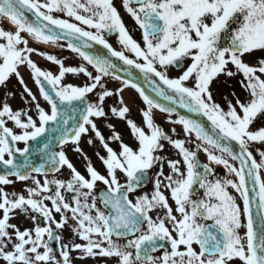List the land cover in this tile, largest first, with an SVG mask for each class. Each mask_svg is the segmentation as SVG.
I'll return each mask as SVG.
<instances>
[{
  "label": "snow or ice",
  "instance_id": "obj_1",
  "mask_svg": "<svg viewBox=\"0 0 264 264\" xmlns=\"http://www.w3.org/2000/svg\"><path fill=\"white\" fill-rule=\"evenodd\" d=\"M122 7L141 31L142 44L130 35L113 0H0V20L14 27L0 26V86L7 87L14 76L23 88L21 99L34 106L37 118L28 114L31 108L14 111L7 102L0 105V186L31 181L26 195L0 187V262L73 264L74 259L100 256L115 264H264V151L256 147L264 146V0H122ZM25 34L45 45L66 42L95 74L85 66L65 67L54 55L29 47ZM109 35L117 36L120 50L108 43ZM94 45L106 54H90ZM33 52L58 65V74L41 70L30 59ZM249 57L255 58L251 64ZM120 65L129 70L128 78L121 79ZM21 67L50 113L25 83ZM169 69L180 74L170 78ZM69 73H82L84 86L63 84ZM106 77L123 87L109 91ZM232 80L247 95L242 100L230 90L222 94V107L212 89L217 84L232 89ZM126 88L146 105L142 126L127 118L126 105L109 111L126 121L135 147L111 124L106 139L93 120L108 118L103 107L107 97L120 96L124 105ZM94 92L97 99L90 102ZM176 109L206 118L208 128L177 115ZM154 110L166 113L167 123L181 125L186 137L194 136L195 150L156 125ZM89 130L105 153H96L104 175L90 161L87 177L81 175L63 151L71 143L84 155L79 143ZM52 132L57 136L47 135ZM171 133L176 135L175 128ZM165 142L179 159L159 155ZM199 151L207 163L199 161ZM32 154L41 158L38 166L31 162ZM210 165L222 166L226 175H217ZM65 167L66 181L55 175ZM98 183L104 186L99 192ZM149 183V192L134 195ZM17 214L33 227L21 231L11 223ZM65 230L71 233L68 241Z\"/></svg>",
  "mask_w": 264,
  "mask_h": 264
},
{
  "label": "rangeland",
  "instance_id": "obj_2",
  "mask_svg": "<svg viewBox=\"0 0 264 264\" xmlns=\"http://www.w3.org/2000/svg\"><path fill=\"white\" fill-rule=\"evenodd\" d=\"M127 16H128V18H131V17H129L128 14H127ZM133 21L134 20L132 19V22ZM0 25L6 26V28H7V25L5 24V22L3 20H0ZM132 29H133L132 30L133 34L138 38L139 41L141 40V44H142V36L139 35V33H138V26L134 25V28H132ZM30 40H31V38H30ZM29 44L31 45V48L36 49L38 52L49 54V55H54L58 60L63 62L65 67H77L78 68L81 66H85L79 61V59L73 53H71V52L67 53L65 51H61V50H59L60 48H58L57 46H54V48H45V47L39 46L38 43H36L32 40H31V42H29ZM113 47L115 50L120 49V48H116L114 45H113ZM31 56H32V59L34 60L33 62L36 63L38 67L40 66L41 70H49L53 74H58V71H59L58 65L51 64V62L47 61L42 56L37 55L36 52H33ZM254 59L255 58H252V57L246 58V62L248 61L251 64L254 62ZM20 73H21V76L26 79V82L31 84L32 89H33V91H32L33 95L36 96L41 107H43L44 109H47L46 104L44 102H42L41 100H39L38 96L36 95V92L33 88L34 82L30 78V73L28 72V70L24 67H21ZM178 74H180V73H178L175 69H169L168 75L170 78H175L178 76ZM75 75L76 76L73 78V74H70V76H69L70 80H68L67 74H66L64 79H67L69 84H71L73 86H84L85 82L87 81V78L84 77L82 73L81 74H75ZM72 78H73V80H72ZM231 82L236 83V80H232ZM62 83H63V81H62ZM105 85H106V88L109 91H111L113 84L109 85V84L105 83ZM120 86H122V85H119V87ZM212 91H213V96H214L215 102L220 104L222 107H224L225 101L222 99V94L227 95L226 90H223L222 87L217 84L213 87ZM122 94L127 100L126 106L130 109V112H132V116H134V117L128 116L127 118L131 119L137 125L142 126V121H143L142 110H146V105H143L140 102V100L138 98V93H136L135 91H133L131 89L124 90ZM236 94L238 96H240V98L242 100L247 95L246 93L243 92L242 89L237 91ZM91 98H96V94L90 96L88 99H91ZM23 104H24V102L21 99V93L18 92L17 93V99H16L17 108H20ZM30 106H32L33 114L36 115L35 110H34V106L33 105H30ZM114 107H116V106H114ZM105 111L110 113L109 109H105ZM168 119L169 118L166 116H157L153 112L154 123L156 125H158L159 127H161L165 133L170 134L171 129L175 128V130H176L175 137L177 140H187L188 142L193 141V138L191 140L185 139V137L183 136V131H182L181 127L179 125H173V124L167 123ZM93 120L96 123L98 130H100V132H103L105 135H107L109 137L111 130L107 127V125H109V124L114 125L113 121L108 120V119H101V118H99V119L93 118ZM116 120L118 122H120V119H116ZM137 120H138V123H137ZM122 126H124V124L118 123V127L115 130L122 135L123 140H129L130 141V138L128 137L130 134L129 129L126 128V133L124 135ZM126 126H127V124H126ZM91 136L92 135H89V136L83 138V140H81L79 143V147L82 149V152L84 153V155H81V153L73 150L76 147V145L63 147V151L65 152V155L70 158L68 160L70 162L72 161L75 163L76 169L81 174L85 173L84 168L88 165L90 157L92 156V154L94 155V157H96L97 162H99V159H98L96 153L99 152L100 155L103 154L102 149H101L98 141H96L95 137H92V141H93L92 144L88 143ZM93 136H94V134H93ZM165 145L168 147V150H167V152H165V151L162 152L161 155L168 158V159H171V154H172V151H174V148H172L168 143L164 144V146ZM185 145L188 147V149H191L192 151L195 150V148L191 142H189L188 144H185ZM21 146H22V144H19V147H21ZM113 146H116V143H113ZM256 147L259 148L261 151H264V146L257 145ZM58 151H60V148L58 149ZM253 155H254V157H256L257 160L259 159V157L257 156L255 151L253 152ZM85 156H87V159H85ZM176 156H178V155H176ZM177 159H179V156L177 157ZM164 171L166 174L169 171V169L167 168V165H165ZM215 171H216V173H218L220 170H219V168H217V170H215ZM65 172H66V170L63 168V170H61L60 173H57L56 176L59 179L64 180V178L66 177L64 175ZM220 174H221V172H220ZM225 175L226 174L224 173V176ZM36 178L39 179L41 182H43V180H44V178L42 179L38 176H36ZM229 178H231V177H229ZM13 179H15V178H13ZM262 179H264V175H263ZM29 186H31V181H27V182L16 181L15 183H13L11 185H7L6 187H4V191H6L8 193H16L18 195H20V194L26 195L25 190ZM151 188H152V185L148 189L142 191L140 194L149 192L151 190ZM57 220H59V216L57 217ZM11 223L15 224L21 231L27 229L28 226L33 225L32 222L29 219H27L23 214H17L15 216V218L11 220ZM244 231H245L244 229H241L240 234L243 235ZM63 237H64L65 241H68L71 238L70 230H65L63 232ZM76 242L78 243L79 240L77 239ZM77 255H78V253L73 255V257H75ZM98 262H100L99 259L95 260L93 262L87 261V259L81 260V261H79L78 259L73 260V264H98ZM0 264H2V262H0Z\"/></svg>",
  "mask_w": 264,
  "mask_h": 264
},
{
  "label": "flooded vegetation",
  "instance_id": "obj_3",
  "mask_svg": "<svg viewBox=\"0 0 264 264\" xmlns=\"http://www.w3.org/2000/svg\"><path fill=\"white\" fill-rule=\"evenodd\" d=\"M113 3H114V6L116 7L117 11L119 12V15H120V17L122 19V22L124 23L125 27L129 31L130 35L134 39L135 35L133 34V31H132L133 29L132 28H134V25H135L134 22L135 21L132 22V19L131 18H128L126 11L122 7V0H113ZM61 16H62V14L60 15V17ZM63 18L64 19H68L67 17H63ZM70 22H74V21H70ZM0 26H2V25H0ZM2 28L3 29H6V30H10L8 27L6 28V26H2ZM107 41H108V43L111 46L114 45L116 48H120V46L117 43V36H115V37L107 36ZM28 46L30 47V44ZM30 59H31V56H30ZM63 84H66V80L65 79H63ZM20 86L21 85L19 84L18 80L14 76L12 78H10L9 82L7 83V87L0 86V105H2L4 102H7L14 111L15 110H20V109H25V108H22V106L20 108H17V105H16L17 93L20 92V91L23 92V90H22L23 88H22V86L20 88ZM27 86H28V84H27ZM6 93H11L12 95L10 97H7L6 96ZM24 96H25V99H29L26 94H24ZM231 98L232 97L229 96V99H231ZM23 102H24V100H23ZM25 106L27 108H30L31 107L29 104H25L24 103L23 104V107H25ZM114 118H116V117H114ZM8 126L9 127H13V125L11 124V122H9ZM125 143L126 144H129V142H125ZM98 170L101 171L100 168H98ZM121 182H123V181H121ZM101 188H103L102 185L97 186L96 187V191L99 192V190ZM139 194H140V192H138V193H136L134 195H139ZM159 254L160 253H156V255H159ZM108 261H109V264H115V261H114L113 258H108Z\"/></svg>",
  "mask_w": 264,
  "mask_h": 264
},
{
  "label": "water",
  "instance_id": "obj_4",
  "mask_svg": "<svg viewBox=\"0 0 264 264\" xmlns=\"http://www.w3.org/2000/svg\"><path fill=\"white\" fill-rule=\"evenodd\" d=\"M64 42V41H63ZM66 43V42H65ZM89 51L90 54H97V55H105L106 54V50H104L101 46L99 45H94V48L93 49H90V50H87ZM120 72L118 73L120 76H121V79H125V78H128V74H129V70H127L125 68V66L123 65H120ZM132 72V78L134 80H136V73H135V70H131ZM137 83H142V81L140 80H137ZM145 87V91H146V94L150 95V96H153V98H155L154 94L148 89V87L146 85H142ZM158 99V98H157ZM160 103H166L164 101H159ZM176 113L177 115H183V116H186L188 118H192V119H196L198 120L202 125H204L206 128H208V125H209V122L206 120V118H203V117H196V116H193L192 114L190 113H187L185 112V110L183 109H176ZM176 115V116H177ZM43 141V140H41ZM36 147H38L36 145ZM35 148V147H34ZM234 150H235V146H234ZM17 160L20 161L22 160V158H19L17 157ZM1 168V167H0ZM0 173H2V171L0 170ZM251 187V186H249ZM253 213H255V209H253Z\"/></svg>",
  "mask_w": 264,
  "mask_h": 264
},
{
  "label": "bare ground",
  "instance_id": "obj_5",
  "mask_svg": "<svg viewBox=\"0 0 264 264\" xmlns=\"http://www.w3.org/2000/svg\"><path fill=\"white\" fill-rule=\"evenodd\" d=\"M5 21L7 22L8 25H10L14 29V27L10 24V22H8L6 19H5ZM43 46L45 48H53L54 47V45H51V44H48V45L43 44Z\"/></svg>",
  "mask_w": 264,
  "mask_h": 264
}]
</instances>
